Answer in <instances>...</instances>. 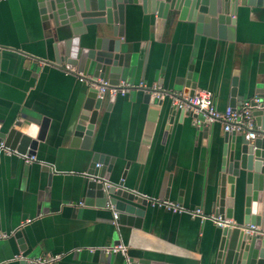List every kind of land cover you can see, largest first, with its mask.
<instances>
[{
	"label": "crops",
	"instance_id": "crops-1",
	"mask_svg": "<svg viewBox=\"0 0 264 264\" xmlns=\"http://www.w3.org/2000/svg\"><path fill=\"white\" fill-rule=\"evenodd\" d=\"M236 20L234 41L198 35L194 23L178 17L167 21L158 40L157 13L141 2L127 4L122 47L130 73L120 85L135 89L114 102L106 96L86 149L75 130L91 85L77 67L53 61L37 0H0V125L36 138L42 121L50 120L35 157L6 152L1 159L0 264L22 258L36 264L54 258L53 264H219L222 228L211 217L219 210L224 125L205 124L203 115L178 108L170 97L158 100L138 88L189 95L185 82L194 64L196 91L213 93L220 112L229 108L235 71L237 107L264 98V8L239 5ZM97 152L115 159L112 182L149 200L146 215L134 218L137 225L117 226L109 205H86L85 175ZM236 199L233 221L242 223L243 189ZM198 209L205 217L194 215ZM117 246L125 252L107 253Z\"/></svg>",
	"mask_w": 264,
	"mask_h": 264
},
{
	"label": "water",
	"instance_id": "water-1",
	"mask_svg": "<svg viewBox=\"0 0 264 264\" xmlns=\"http://www.w3.org/2000/svg\"><path fill=\"white\" fill-rule=\"evenodd\" d=\"M46 33L52 40L48 43L53 61L66 69L77 67L82 76H92V82L103 80L111 86H119L128 77L130 64L123 50L126 5L139 3L147 12L157 13V39H161L167 21L178 17L181 21L195 24L196 34L234 41L236 16L242 7L264 8V0H37ZM1 57V52H0ZM132 62V59L130 60ZM195 65L191 64L185 85L190 96L198 87ZM238 75L234 72L229 108L236 109L238 99ZM259 90L257 94H262ZM114 102L116 96H109ZM261 97V96H260ZM259 97V98H260ZM105 98L98 90L90 88L75 130V138L82 140V147L91 149L94 130ZM264 107V98H260ZM111 106H109L110 108ZM259 137L247 140L237 133L225 135L226 159L220 176L219 210L216 216L234 220L236 198L243 189L245 216L242 223L222 228L219 264H264V237L248 234L249 225L264 228V109L254 113ZM173 118L170 119L172 124ZM49 119H44L36 138L24 134L16 127L0 125V162L6 152L32 158L40 142H44L49 129ZM169 129V128H167ZM235 138V139H233ZM231 139V144L229 141ZM115 159L94 153L86 177L85 201L87 206L106 208L114 213L113 222L119 225L134 224V218L144 217L149 203L124 182H112L110 173ZM104 166L100 168L101 166ZM44 171L53 173V168L44 166ZM115 215L117 218L115 219ZM132 264H170L144 259H132ZM19 264L31 263L28 258Z\"/></svg>",
	"mask_w": 264,
	"mask_h": 264
},
{
	"label": "built area",
	"instance_id": "built-area-1",
	"mask_svg": "<svg viewBox=\"0 0 264 264\" xmlns=\"http://www.w3.org/2000/svg\"><path fill=\"white\" fill-rule=\"evenodd\" d=\"M91 80L92 78L81 76V81L88 82L91 85V88L98 90V96L101 98L106 96L126 95L130 93L132 89H135L131 84H124L115 87L103 80H98L97 83L92 82ZM138 89H147V92L158 100H164L165 97H170L178 108L186 110L192 114L203 115L205 124H223L226 132L240 134L247 140H255L259 137L254 111L264 109L260 98L248 99L243 102L241 106L236 107V109L228 108L225 112H220L216 108L213 93L207 90L196 91L193 96H190L184 93L171 94L163 91L162 88L157 86L148 89L141 85ZM164 205L174 211L179 209L177 206L171 204ZM194 215L205 217L201 209L195 210ZM116 218L117 216L115 215V219ZM211 218L219 228H225L227 226L231 228L236 224L233 220L224 219L221 216L213 215ZM244 229L250 235L264 237V228L260 226L249 225ZM120 251L125 252V248L122 246L113 247L107 250V253L113 254ZM54 260L55 258L48 261L38 262V264H53Z\"/></svg>",
	"mask_w": 264,
	"mask_h": 264
}]
</instances>
